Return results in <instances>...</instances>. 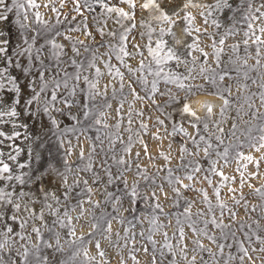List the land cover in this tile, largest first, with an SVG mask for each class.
Returning <instances> with one entry per match:
<instances>
[{
    "label": "rangeland",
    "instance_id": "rangeland-1",
    "mask_svg": "<svg viewBox=\"0 0 264 264\" xmlns=\"http://www.w3.org/2000/svg\"><path fill=\"white\" fill-rule=\"evenodd\" d=\"M6 2L11 6L10 0ZM21 2L25 5L22 11L28 15L26 37L30 39L36 36V47L49 38L63 45L59 60L49 58L50 46L45 48L43 58L53 68L67 71V77L63 71L57 77L61 82L64 79L68 81V89L61 86L59 93L62 98L75 102L71 109L65 108L62 103L56 105L65 112L63 117L53 112L60 123L59 128L45 123L40 129L29 122L28 132H39L40 138L16 143L25 149L31 148L34 154L40 153L44 161L51 159L57 166H60L59 162L66 149L71 146L68 165L73 172L68 174L69 184L75 179L80 180L67 201L62 199L59 204L48 201L53 204V210L59 208L57 216L46 210L43 224L39 220L29 221L41 229L43 240H39L29 227L27 234L31 241L28 247L40 244L41 254L52 258V251L43 248V241L54 243L52 232H55L59 234L64 249L55 254V260H64L67 264H84L82 255L75 259L73 256L85 249L88 256L94 258L90 264H153V258L155 264H171L173 260L176 264H189L193 256L195 264H241L239 256L242 253L237 243L240 241L248 249V257H251H245L243 264H264V253L253 251L264 247L257 240V237L264 238V148H259L260 137L264 135V104L260 99L261 93H264V88L260 87L264 83V51L261 53V66L256 68L255 45L249 40L246 48L243 43L247 31L243 8L239 11H215L189 7L187 12L194 17L191 25L183 21L184 12H181L180 17L173 16L176 22L173 26L154 19V10L140 8L144 0H135L137 7L132 20L107 13L96 0H89L91 11L85 7L84 0H35L39 8L28 7L27 0ZM106 2L109 6L120 7L130 14L132 12L120 0ZM194 2L212 5L214 0ZM230 2L234 8L239 4V0ZM260 2L254 0L253 7H257ZM181 3L182 0H176V5ZM77 4L79 12L75 10ZM174 6L163 4L169 12ZM244 7H247L246 3ZM35 12L40 13L44 23L36 22L33 15ZM133 24L135 27L128 34L127 41V51L132 55L123 57L122 63L117 59L118 55L122 56L119 52L120 36ZM262 24L264 22L257 21L254 27L258 28ZM170 27L175 36L165 35L162 38L167 42L165 51L171 47L185 63L177 65L176 61H169L160 66L163 68L161 75L155 76L152 73L158 70V66L149 55L148 46L155 48L156 42L161 39L160 29L167 30ZM176 27L182 30L183 37L177 36ZM186 27L190 28L191 35L183 31ZM150 29L153 30L151 36ZM66 36L71 37V42L65 39ZM176 40L180 43L176 44ZM73 43L79 50L78 55L72 51ZM193 43L207 56H203L199 50L190 49L189 45ZM133 45H139V50H135ZM237 45L238 48L234 50ZM216 52L220 53L219 62ZM245 59L247 67L244 66ZM72 60L76 61V65H72ZM141 61L144 64L143 70H140ZM90 63L94 66L89 67ZM96 69L102 74L99 77L96 76ZM117 69L123 75V81L116 75ZM225 72L229 73L231 79L226 77L221 82L219 75ZM77 73L80 74L78 82L73 78ZM164 73H175L185 87L182 89L177 83H165ZM213 75L215 84L206 79ZM186 76L188 79H184ZM84 77L96 83V91L100 95L89 99ZM142 80H147V84L142 83ZM153 81L159 89L154 97L151 91ZM73 86L76 88L75 97L69 95ZM225 86L231 89V95L225 93L230 106L223 116L220 115L219 104L211 116L197 113L201 116L200 121H194L181 113V104L188 102L189 98L197 94H210ZM51 88L50 84L49 90ZM189 88L192 89L191 93L188 92ZM132 89L136 95H133ZM81 102L87 103L91 109L88 120L83 118ZM68 112L75 115L77 120H71L67 116ZM96 120H100V123H95ZM192 123H196L197 127L193 128ZM205 123L208 125L207 131L204 130ZM218 126L223 131H219ZM65 128L71 131L66 133ZM3 130L11 131V125H3ZM20 131L23 133L25 130ZM61 142L63 147H60ZM7 143L11 142L0 146L5 152L9 151ZM209 144L211 147L205 155L204 149ZM129 147L130 152L125 150ZM225 149L228 151L226 158ZM81 151L84 153L83 160L79 158ZM237 153L251 159H243ZM120 159L126 163H118ZM5 160L12 165L6 157ZM20 160H24L23 154ZM86 164H91V171H76ZM196 167L200 168L199 172H193ZM108 172L112 173L111 184L108 183ZM188 175H192L193 179H187ZM177 177L180 178L179 183L176 182ZM84 180L88 181L87 185H84ZM124 181H127V186ZM4 186L5 182H0V187ZM56 187L58 184L54 181L53 190ZM133 187L140 193L135 203L131 202L132 197L128 195ZM89 188L91 192L87 190ZM174 188L179 195L173 191ZM217 190L219 196L216 195ZM153 191L156 192V198L152 197ZM109 192L112 197L108 196ZM116 197H120V203L115 202ZM157 203L160 208H156ZM41 204L42 201L38 202L37 208ZM189 204L190 218L185 213ZM114 208L119 211H114ZM65 211L68 216H64ZM200 213L203 215H198ZM213 217L228 227L223 230L215 228L210 223ZM59 220H63V227ZM109 223L110 231L107 230ZM190 223H194L197 229H204L208 236L215 237L216 242L213 243L207 236L194 234L189 227ZM181 227L184 229L186 260L178 248ZM71 229H75L74 236L70 234ZM232 233H235V238ZM246 235L252 237L251 241L245 239ZM149 237L155 241V245ZM197 239L205 250H199L193 243ZM97 242L100 244L99 249L95 247ZM14 243L19 247L25 241H19L17 237ZM165 243L172 245L171 252L164 247ZM218 244L224 245L223 255L220 254ZM100 252L104 255L100 256ZM10 254L19 264L20 258L16 257L15 250Z\"/></svg>",
    "mask_w": 264,
    "mask_h": 264
},
{
    "label": "snow or ice",
    "instance_id": "snow-or-ice-1",
    "mask_svg": "<svg viewBox=\"0 0 264 264\" xmlns=\"http://www.w3.org/2000/svg\"><path fill=\"white\" fill-rule=\"evenodd\" d=\"M96 2L109 14L115 13L118 17L128 20L134 19V10L137 7L135 0H120V3L126 4L129 9L132 10L131 14L129 12H125L120 7L109 6L106 0H96ZM165 3L175 5L171 12L163 7V4ZM245 3L247 4V7H244ZM253 3L254 0H239V4L234 8L230 0H214L212 5L195 3L194 0H182L180 5H176V0H144V2L140 4V8L144 10H154L156 13L154 19L162 24H169L173 26L176 23L173 20V16L180 17L181 12H184V16L182 17L183 21H186L189 25H191L194 17L187 12L189 7L210 8L215 11H239L243 8V19L246 22L247 27V31L245 32L246 39L243 43L246 48L249 40H251L253 45H255V67L258 68L261 66V53L264 51V38H262V36H264V24L258 28H255L254 24L257 21L264 22V0H261L257 7H253ZM10 4L11 6H9V3H7L6 0H0V146H4L5 142H11L6 144V147L9 149L7 152L0 147V182H5V186L0 187V264H18L17 259L13 258L10 254L12 250H15L16 257L20 258L19 264H67L64 260H60L58 262L55 260V254L64 251L63 246L60 243L58 233L52 232V229L49 228V231L52 232V239L54 243L43 241V248L52 251V258L48 255L41 254L40 244H32L31 248H29L28 243H30L31 237L27 233L30 227L31 232L34 233L39 240H43L41 229L35 224H30L29 221L39 220L41 224H43L46 210L50 211L51 215L57 216L60 211L59 208L53 210V204L48 201H54L56 204H59L62 199L67 201L71 197L74 187L80 184L79 179L73 180L71 184H69L68 180V174L73 172V169L68 165V157L71 155L72 148L69 146L66 149L64 157L59 162L60 166H57V164L53 163L51 159L44 161L40 153L34 154L31 148L25 149L21 146V144L16 143L20 140L40 138L39 132H28L30 126L29 122H31L33 127L40 129L45 126V123H47L50 127L59 128L60 123L57 116L63 117L65 116V112L63 109L57 107V104L62 103L67 109H71L73 107V103L75 101H69L67 98H62L59 93L61 86H63L64 89H68V81L67 79H64L63 82H61V80L57 79V77L60 75L61 71H63L64 76L67 77V71L65 69L53 68L51 65L46 64L43 58L45 48L50 46L51 56L49 58L59 60L61 53L63 52V45L56 43L55 39L49 38L45 40L44 44L36 47L37 37L32 36L29 39L25 35L28 31V15L27 12L22 11L25 7L24 3H22L21 0H10ZM84 4L88 10H92V5L89 3V0H84ZM27 6L30 8L40 7V5L35 3V0H27ZM52 10L56 11L55 8ZM75 10L77 12L80 11L79 4H77ZM33 15L36 22L44 23L39 12H35ZM209 15H211V12H209ZM13 16L15 19H13ZM213 23L215 24V21H213ZM216 26L219 27V24H216ZM134 27L135 25L133 24L130 28H126L124 33L120 36L121 46L119 48V52L122 56L118 55L117 59L121 60L122 63L123 57L132 55L127 51V41L128 34ZM152 31L153 30L150 29V36ZM183 31L188 35L192 34L190 28L188 27L184 28ZM196 31L199 30L196 29ZM100 34H104L102 30H100ZM86 35L91 34L86 33ZM159 35L161 39L156 42L155 48L148 46V53L153 57V60L158 66V70L155 73H152L155 76L161 75L163 68L160 66L167 64L169 61H176L177 65L185 63V61H183L171 47H168L165 51L167 42L162 38L165 35L175 36L171 27L167 30L161 28ZM65 39L71 42V37L66 36ZM76 43H79V41ZM175 43L179 44L180 41L176 40ZM220 43L222 44L223 40H221ZM213 47H215V45H213ZM133 48L138 51L139 45H133ZM189 48L192 50H199L203 56H207V53H203L202 49L196 48L195 43L189 45ZM237 48L238 45L234 47V50ZM87 50L88 49L85 46V51ZM72 51L77 55L79 54V50L76 48L75 43L72 44ZM162 52L164 53L163 55H161ZM190 54L191 53L189 52V55ZM215 55L217 62H219L220 53L216 52ZM21 58L23 59V63L21 62ZM71 63L72 65H76L75 60H72ZM93 66L94 65L92 63L89 64V67ZM244 66L247 67V59L244 60ZM106 67H108V65H106ZM143 68L144 64L141 61L140 70H143ZM203 71L204 70L201 69V73H203ZM109 73L111 74L110 67ZM100 75H102L100 70L96 69V76L99 77ZM116 75H118L120 80L123 81V75L118 69L116 70ZM226 77L231 79L229 73L225 72L224 74L219 75V80L222 82ZM73 78L78 82L80 80V74L77 73ZM164 79L165 83H177L178 87L182 89L185 87L183 82H181V78L175 73H164ZM184 79H188V77L186 76ZM206 79H209L213 84L216 83L215 75L206 77ZM21 80L24 81L23 84H21ZM141 82L147 84V80H142ZM255 82L256 81H253V83ZM84 83L88 85L89 99H93L96 95L101 94L96 91V83L90 81L88 77H84ZM50 84L52 85L51 90H49ZM244 87H247V85H244ZM260 87L264 88V83H262ZM121 90H123V83H121ZM151 91L153 97L159 91L155 81L152 83ZM188 92L191 93L192 89L189 88ZM132 93L133 95H136L134 89H132ZM225 93H228L229 96L231 95V89L227 86H225L222 90L217 89L216 91L210 93L215 100L220 102L219 110L221 116L225 114L226 109L230 106V100ZM69 95L75 97V86H73L70 90ZM170 99L175 98L170 97ZM260 99L262 104H264V93H261ZM176 102L180 103L178 100ZM153 103H155L154 99ZM216 106V104L208 99H197L194 104H190L185 101L181 104V113L191 117L194 121H200L201 116L197 115V112L211 116L213 108ZM249 107H251V105H249ZM81 111L84 120H88L91 114V109L88 107L87 103L81 102ZM53 112H55L57 116H54ZM67 116L71 120H77V117L72 115L71 112H68ZM21 117H24V119L21 120ZM95 123L99 124L100 120H96ZM159 123L162 124L163 121H159ZM5 124L11 125V131L3 130V125ZM191 126L193 128L197 127L196 123H192ZM142 127L146 126L142 125ZM233 127H235V125H233ZM20 129H24L25 131L22 133ZM207 129L208 125L205 123L204 130L207 131ZM64 131L67 133L71 131V129L65 128ZM219 131H223V128H219ZM184 134L187 135L186 132ZM201 139H203V137H201ZM193 142L195 143V140ZM60 147H63L62 142ZM210 147L211 144L204 149L205 155L208 154V148ZM252 147L257 146L252 145ZM259 148H264V135L260 137ZM125 150L130 152V147ZM145 151H147L146 145ZM22 154L24 155L23 161L20 160ZM136 155L139 156V153ZM227 155L228 151L225 149L224 157L226 158ZM237 155L243 159H251V157H244L242 153H237ZM5 157L7 158V161L12 162V165L6 162ZM79 158L81 160L84 159L83 151L80 152ZM118 163L125 164L126 162L125 160L120 159ZM76 171H91V164H86L83 168H77ZM199 171V167L193 169V172ZM186 178L191 180L193 179V176L188 175ZM13 181L15 183H11ZM54 181L58 184V187H56L55 190H53ZM176 182H180L179 177L176 178ZM83 183L84 185H87L88 181L84 180ZM108 183H113L111 172H108ZM124 184L127 186V181H124ZM209 184H211L210 180ZM87 190L91 192L90 188ZM161 191H163L162 188ZM173 191L179 195L177 189L174 188ZM256 191L259 192L260 189H256ZM128 195L132 197L131 202L135 203L136 197L140 196V193L137 191L136 187H133ZM216 195L219 196L218 190L216 191ZM108 196L112 197V193L109 192ZM152 197L156 198L155 191L152 192ZM145 199L147 198L145 197ZM40 201H42V204L39 208H37V203ZM205 201L207 202V194H205ZM115 202L120 203V197H116ZM77 203L80 204L79 201ZM98 206L99 205H97V207ZM155 206L156 208H160L159 203ZM190 207L191 205L189 204L188 208L185 209V213L189 216V218L191 216ZM220 207L223 208L224 205L221 204ZM114 211L118 212L119 209L114 208ZM198 215H203V213ZM234 215L235 214H233V216ZM64 216H68L67 211L64 212ZM115 218L116 217H113V219ZM56 222L57 221H53V223ZM59 223L62 227L64 226L63 220H59ZM68 223H71V218H69ZM153 223H155V221H153ZM177 223L179 224V221H177ZM210 223L215 228L221 230L228 227V225H224L222 222L218 223L215 217L212 218ZM93 227H95V225H93ZM189 227L192 228L194 234L207 236L210 241L213 243L216 242L215 237L208 236V233L204 229H197L194 223H190ZM257 227H259V225H257ZM205 228H207V223L205 224ZM107 230H111L110 223ZM70 234L74 236L75 229H71ZM164 235L165 240L167 241V233ZM232 236L235 238V233H232ZM17 237L19 238V241H25V243L19 244V247H17L16 243H14ZM80 239L82 240L83 238L81 237ZM184 239V229L181 227L179 228L178 248L180 254L183 255V258L186 260L187 256L184 255L186 252V246L183 245ZM245 239L251 241L252 237L246 235ZM149 240L153 243V245H155V241H152L151 237H149ZM257 240L260 244L264 245V238L257 237ZM193 243L199 250H205L199 239L193 241ZM237 243L239 250L242 253V255L239 256V260L241 261V264H243L245 257H248V249L244 247L243 242L237 241ZM95 247L97 249L100 248L99 242L96 243ZM164 247L168 248L171 252V244L165 243ZM217 247L220 250V254L223 255L224 245L218 244ZM144 250L147 251L146 248ZM208 251L211 252L210 249H208ZM253 251L264 253V247L253 249ZM81 255L84 257V264H90V261L94 259L93 257L88 256L86 249L74 253L73 259ZM99 255L103 256L104 253L100 252ZM172 255H175V253H172ZM248 258L251 259V257ZM229 259H232V257H229ZM153 264H155V258H153ZM171 264H176L175 260H173ZM189 264H195V256H193L192 261L189 262Z\"/></svg>",
    "mask_w": 264,
    "mask_h": 264
},
{
    "label": "bare ground",
    "instance_id": "bare-ground-1",
    "mask_svg": "<svg viewBox=\"0 0 264 264\" xmlns=\"http://www.w3.org/2000/svg\"><path fill=\"white\" fill-rule=\"evenodd\" d=\"M176 33H177V36H179L181 38V36L183 37L182 35V30L180 28H177L176 27ZM197 99H208V100H211L214 104H216L218 106V104L220 103L218 100H215L214 97H212L210 94H197L191 98H189L188 100V103L190 104H194V102L197 100ZM216 107L213 108V110H216ZM197 113H200V112H197Z\"/></svg>",
    "mask_w": 264,
    "mask_h": 264
}]
</instances>
